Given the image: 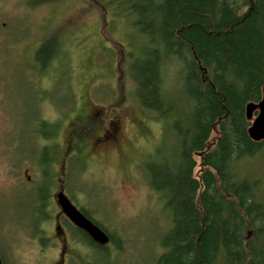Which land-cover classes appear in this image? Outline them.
Wrapping results in <instances>:
<instances>
[{
	"label": "rangeland",
	"instance_id": "obj_1",
	"mask_svg": "<svg viewBox=\"0 0 264 264\" xmlns=\"http://www.w3.org/2000/svg\"><path fill=\"white\" fill-rule=\"evenodd\" d=\"M30 1L0 0L1 264H107L83 236L67 235L55 198L60 188L74 207L121 239L119 248H105L110 264H154L170 213L149 189L146 169L173 155L176 141L164 120L141 107L128 74V54L139 57L147 38L137 32L134 16L106 6L110 0L39 7ZM50 40L59 41L58 56L35 73V53ZM69 100H77L72 109H66ZM40 119L57 127L55 137H36ZM112 122L115 144L100 139ZM46 147L56 149L57 158L49 166L47 217L36 226L42 185L36 148ZM261 158L237 165L236 175L260 181ZM71 238L83 246L71 245Z\"/></svg>",
	"mask_w": 264,
	"mask_h": 264
},
{
	"label": "trees",
	"instance_id": "obj_2",
	"mask_svg": "<svg viewBox=\"0 0 264 264\" xmlns=\"http://www.w3.org/2000/svg\"><path fill=\"white\" fill-rule=\"evenodd\" d=\"M106 6L134 16L137 32L147 38L139 57L128 54V74L141 107L164 120L176 141L173 155H161L146 169L149 189L170 213L154 264H264V172L261 182L235 173L239 164L261 155L264 161V140L250 139L245 113L264 90V0H110ZM56 43L40 44L35 73L58 56ZM34 131L50 140L57 127L40 119ZM36 151L42 177L34 203L37 226L47 217L49 166L57 150ZM81 211L109 243L98 246L81 231L77 237L110 264L105 248H119L121 239L116 242Z\"/></svg>",
	"mask_w": 264,
	"mask_h": 264
},
{
	"label": "water",
	"instance_id": "obj_3",
	"mask_svg": "<svg viewBox=\"0 0 264 264\" xmlns=\"http://www.w3.org/2000/svg\"><path fill=\"white\" fill-rule=\"evenodd\" d=\"M258 112L252 121L253 114ZM246 120L250 123L248 135L253 142H261L264 140V90L262 99L259 104H248L246 106ZM57 205L61 213L72 223L77 229L83 231L89 239L98 246H105L109 243V237L93 222L88 220L81 211L72 205L70 200L60 189L55 196ZM1 264V261H0Z\"/></svg>",
	"mask_w": 264,
	"mask_h": 264
},
{
	"label": "flooded vegetation",
	"instance_id": "obj_4",
	"mask_svg": "<svg viewBox=\"0 0 264 264\" xmlns=\"http://www.w3.org/2000/svg\"><path fill=\"white\" fill-rule=\"evenodd\" d=\"M77 100H79V98L77 99ZM77 100L76 101H74V102H71L70 101V104H69V106H67L68 108H66V109H69V107H73L74 105H75V103L77 102ZM72 131H74V130H72ZM117 132H118V125L116 124V122H112L110 125H109V128L106 130V136H101L100 137V139H102V141L103 140H105V141H107V142H109L110 144H115L116 142V135H117ZM73 134V133H72ZM105 135V134H104ZM100 141V140H99ZM99 141L98 140H96V142L94 143V145L95 146H98V143H99ZM107 142H105V143H107ZM99 146H100V144H99ZM60 189H62V188H60ZM59 189V190H60ZM64 191V190H63ZM65 194V193H64ZM57 203V202H56ZM79 211H81V210H79ZM61 212V211H60ZM82 212V211H81ZM61 217L63 218V221L65 222V224H66V226L69 228L68 230H67V235H71L70 234V232L72 233V234H77L78 232H80L81 230H79V229H77L72 223H70V221L61 213ZM81 232H83V231H81ZM84 233V232H83ZM85 234V233H84ZM86 235V234H85ZM70 244L71 245H74V244H76V245H82L83 246V243L81 242V241H77V240H74V239H72L71 238V241H70ZM70 252L67 254V256H69V257H71L70 256ZM66 257V256H65Z\"/></svg>",
	"mask_w": 264,
	"mask_h": 264
}]
</instances>
